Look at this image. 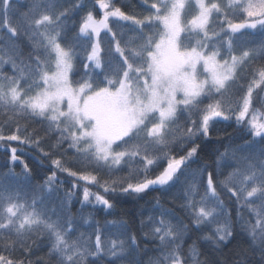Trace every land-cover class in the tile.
<instances>
[{
	"label": "snow or ice",
	"instance_id": "6c2138e0",
	"mask_svg": "<svg viewBox=\"0 0 264 264\" xmlns=\"http://www.w3.org/2000/svg\"><path fill=\"white\" fill-rule=\"evenodd\" d=\"M91 2L29 0L19 11L21 0H0V142L35 148L54 169L36 185L22 160V173L0 175V264H264V111L254 107L264 41L246 39L264 33V0H141L132 12ZM232 120L251 139L219 153L217 170L192 169L198 141ZM57 173L75 178L81 207L108 215V194L175 203L179 188L188 223L160 198L139 239L123 219L78 223Z\"/></svg>",
	"mask_w": 264,
	"mask_h": 264
},
{
	"label": "trees",
	"instance_id": "16d2710c",
	"mask_svg": "<svg viewBox=\"0 0 264 264\" xmlns=\"http://www.w3.org/2000/svg\"><path fill=\"white\" fill-rule=\"evenodd\" d=\"M86 7L91 8V0H85ZM29 3V0H21V3L18 5V10H25V6ZM117 6H121L124 11H141V0H115ZM99 15L98 11L96 12ZM18 17V12L14 13ZM122 23V22H121ZM251 33L250 36H247L246 39L253 41L258 45L261 41H264V33L261 32L260 27L254 30H246ZM104 34L102 33V37ZM105 47H106V38H105ZM25 53L28 51L27 45H24ZM81 59L83 54H81ZM259 63H264V60L259 61ZM76 68L79 72H83L81 64L79 61L76 64ZM5 71H9L5 67ZM97 71H100L97 69ZM78 78V77H77ZM256 99H254V107L260 108L264 111V105H261L259 102V95L261 93L257 90V93L254 94ZM33 127L39 128V125H33ZM219 136L215 133L213 134L210 140L198 141L201 143L202 147L197 157L196 163L191 164V168L195 169L198 166H207L210 170L216 169V160L219 153L225 151L226 148L236 149L239 145L244 144L246 139H251L250 134L248 133L246 127L243 125L237 126L235 121H224L221 122L218 126ZM4 144L0 145V175L8 173L10 169H13L16 174L23 172V164H27L29 169H31L30 179L33 185L43 183L47 175L50 174L54 169L51 166V162L48 158L42 156V154L35 148H30L27 145H19L17 142H3ZM51 144V140L47 141L43 146L45 149H48V146ZM10 147H17V155L20 156V160L12 163L10 160ZM23 161V164L21 163ZM77 170V169H73ZM229 170L225 161H221V166L218 169L221 173H226ZM58 180L61 182L59 185L60 195L63 196L66 191H74L75 196L72 200L71 212L73 217L77 220L78 223H82L81 217H94V222L98 221L101 226L104 225L105 220L112 219H123L130 229L131 232L135 233L139 238H141L140 233V221L144 219L149 214H153L156 211V199L160 198L161 202L166 208H169L173 211L176 217L183 219L185 223H188L187 217L183 213L182 209L179 208V202L182 197V193L179 190H174L173 194L176 197V202L173 203L170 197H160L158 192H149L143 195V198L136 197L134 195H111L108 194V197L112 200L115 207L112 211V215H108L106 211L100 210V207L93 208L91 205H84L81 207L80 199L82 198V188L72 189V183L75 181V178L68 176L66 173H57ZM23 179V177H21ZM80 185H83V181L78 182ZM92 191H100L103 194L102 190L89 185ZM222 199L225 200V203L228 205L229 209L232 212L233 221L235 222V205L230 201L226 195L222 194ZM245 217L247 218L248 213L245 210ZM93 224H83L81 231L91 232L93 230ZM191 227V225H190ZM193 238H195L193 234ZM239 239V237H238ZM190 243V241H189ZM235 243V242H234ZM145 245L142 243L141 248L143 249ZM46 251L45 248L40 249L39 254L43 255ZM227 253L228 250L226 249ZM156 255L154 245L149 243L147 245V251L141 252L142 258L147 261L150 256ZM203 259V257H202Z\"/></svg>",
	"mask_w": 264,
	"mask_h": 264
},
{
	"label": "rangeland",
	"instance_id": "374dc122",
	"mask_svg": "<svg viewBox=\"0 0 264 264\" xmlns=\"http://www.w3.org/2000/svg\"><path fill=\"white\" fill-rule=\"evenodd\" d=\"M257 27H259V26H257ZM249 30H253V29H249ZM2 144H4L3 142H0V145H2Z\"/></svg>",
	"mask_w": 264,
	"mask_h": 264
}]
</instances>
